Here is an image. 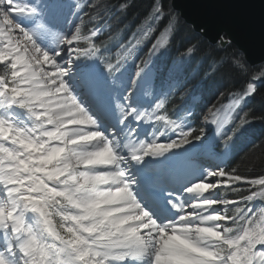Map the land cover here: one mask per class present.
<instances>
[{"label": "snow or ice", "instance_id": "snow-or-ice-1", "mask_svg": "<svg viewBox=\"0 0 264 264\" xmlns=\"http://www.w3.org/2000/svg\"><path fill=\"white\" fill-rule=\"evenodd\" d=\"M225 2L208 38L175 0H0V264H264V58L234 40L264 0Z\"/></svg>", "mask_w": 264, "mask_h": 264}, {"label": "water", "instance_id": "water-1", "mask_svg": "<svg viewBox=\"0 0 264 264\" xmlns=\"http://www.w3.org/2000/svg\"><path fill=\"white\" fill-rule=\"evenodd\" d=\"M175 3L183 9L189 24L208 25V38H214L216 31L227 17L228 6L225 0H175ZM234 40L247 49L252 60L258 61L264 58V40L258 29L248 35L237 34Z\"/></svg>", "mask_w": 264, "mask_h": 264}, {"label": "trees", "instance_id": "trees-1", "mask_svg": "<svg viewBox=\"0 0 264 264\" xmlns=\"http://www.w3.org/2000/svg\"><path fill=\"white\" fill-rule=\"evenodd\" d=\"M147 3H148V0H133V8L129 10V18H131V15L133 12H139L142 16L144 13V10L146 9ZM235 86L238 87L239 82H237ZM260 131H261V126L258 124L254 125L251 130L253 137H257ZM249 159L254 162L255 172L259 173L261 167H264V161L260 159L259 150H256L255 152L251 153ZM240 167H241V170L243 171L247 167V164H241Z\"/></svg>", "mask_w": 264, "mask_h": 264}]
</instances>
